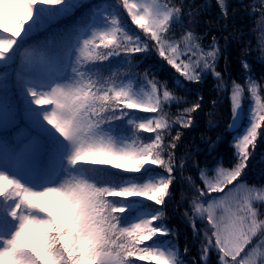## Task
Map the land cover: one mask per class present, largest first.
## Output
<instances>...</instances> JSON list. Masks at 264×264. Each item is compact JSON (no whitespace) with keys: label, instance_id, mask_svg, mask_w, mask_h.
<instances>
[{"label":"snow or ice","instance_id":"snow-or-ice-1","mask_svg":"<svg viewBox=\"0 0 264 264\" xmlns=\"http://www.w3.org/2000/svg\"><path fill=\"white\" fill-rule=\"evenodd\" d=\"M208 4L0 0V264H209L212 253L216 264H264V184L244 179L264 137V83L242 58L243 82L229 85L217 70L219 38L205 44L207 29L185 26ZM216 5L226 29L228 0ZM241 8L258 12L264 52V0ZM153 51L174 70L171 85L155 65L139 71ZM208 75L229 100L232 160L197 163V183L176 149L203 96L189 103L177 90ZM178 178L192 193L182 189V215L198 258L186 259L189 246L167 223Z\"/></svg>","mask_w":264,"mask_h":264},{"label":"trees","instance_id":"trees-1","mask_svg":"<svg viewBox=\"0 0 264 264\" xmlns=\"http://www.w3.org/2000/svg\"><path fill=\"white\" fill-rule=\"evenodd\" d=\"M92 3L97 0H91ZM188 0H185L187 4ZM229 3V18L227 20V28L222 26L225 23L224 20L219 19L220 10L216 5V0H209V4L205 7L198 17H195V25L187 24L188 17L185 16V26L194 27L198 33H203L206 29L208 34L204 38V43L207 44L211 36L214 34L219 38L222 53L219 59L217 70L220 71L224 79L231 84L232 80L243 82V68L241 66V59H246L251 65L253 75L258 81L264 83L261 80L264 77V63L261 62V57L264 56V52L258 51L257 40L259 36V14L250 15L251 9L244 10L241 8V0H228ZM244 4H251L252 0H243ZM204 4V0H193V7H197ZM236 8L237 11L234 15L231 14V9ZM78 12L76 15H79ZM126 16V14H125ZM72 19H75L73 17ZM207 21L213 23L209 24ZM71 23V20H62L59 24L67 25ZM131 28L139 32L134 25H131V21L128 20ZM55 27V26H54ZM179 30H177V35ZM46 35L45 33H39L32 39H41ZM141 35H143L141 33ZM224 37H228V42L225 44ZM235 37V38H234ZM249 42H251L249 44ZM137 58H141L140 54H137ZM149 65H155L159 69L157 75L160 79H169L171 85V76L174 72L169 66H166L161 62L160 58L153 53L147 58L143 59L140 65L139 71H143L145 67ZM107 74V73H106ZM217 83L211 75L206 76L203 83H188L186 82V89H178L177 95L186 96L189 103L194 102L197 99V95L203 96L202 108L195 113V125L189 129L183 130V136L176 149L177 157L186 156L187 166L184 169V175H191L196 178V182L200 183L198 177V171L195 165L198 163L199 167L214 166L216 160L223 159L225 166H230L232 160V148L230 142L232 140V133L227 130L228 121L231 117L229 100L226 93L218 92L214 89V85ZM216 100L217 104L212 107V101ZM249 101L245 100L244 105L247 109ZM186 105H179V107H185ZM171 112L177 111V105L171 106ZM206 113H211L210 118L214 121H218L215 127L209 129L206 126V121L209 119ZM143 115H152L148 113H142ZM150 135V134H145ZM175 135V129L172 132ZM220 139L214 144L212 148L209 147L210 141H216L217 136ZM262 154H264V137L259 138L257 148L254 156L250 161V166L246 170L244 179L249 184H264V163H261ZM155 167V166H154ZM119 171V170H117ZM179 177V173H176ZM183 194L190 197L192 195L188 188V185L181 182L179 178L172 186L173 198L167 204L166 212L169 217L167 223L169 227H175L179 232V245L183 250L185 244L190 248L188 257H197V248L199 241L193 240L192 228L184 220L183 213L186 209H189L188 199H181ZM151 203V202H150ZM201 224L197 221V227ZM216 254L210 255L209 264H216ZM137 264H147L144 261H137ZM189 264L191 261L189 259Z\"/></svg>","mask_w":264,"mask_h":264},{"label":"rangeland","instance_id":"rangeland-1","mask_svg":"<svg viewBox=\"0 0 264 264\" xmlns=\"http://www.w3.org/2000/svg\"><path fill=\"white\" fill-rule=\"evenodd\" d=\"M200 227H202V225Z\"/></svg>","mask_w":264,"mask_h":264}]
</instances>
